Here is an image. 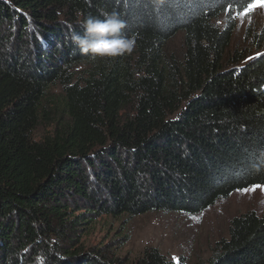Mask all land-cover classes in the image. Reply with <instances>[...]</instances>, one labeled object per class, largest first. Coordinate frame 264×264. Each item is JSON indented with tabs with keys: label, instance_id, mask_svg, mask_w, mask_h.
I'll use <instances>...</instances> for the list:
<instances>
[{
	"label": "trees",
	"instance_id": "16d2710c",
	"mask_svg": "<svg viewBox=\"0 0 264 264\" xmlns=\"http://www.w3.org/2000/svg\"><path fill=\"white\" fill-rule=\"evenodd\" d=\"M252 3L0 0V264H129L85 250L97 219L194 217L264 188V51L225 60ZM101 12L126 22L130 53L74 47ZM136 264L174 263L153 248ZM208 264H264V214L235 217Z\"/></svg>",
	"mask_w": 264,
	"mask_h": 264
},
{
	"label": "rangeland",
	"instance_id": "374dc122",
	"mask_svg": "<svg viewBox=\"0 0 264 264\" xmlns=\"http://www.w3.org/2000/svg\"><path fill=\"white\" fill-rule=\"evenodd\" d=\"M245 13L236 19V30L226 53L227 63H232L238 54L243 65L264 51V39L259 48L253 40L255 34L264 35V7ZM166 52L183 55V33L169 42ZM44 132L40 129L38 135ZM248 212L264 214L263 187L236 192L194 217L161 213L121 219L101 217L85 233L82 244L85 250L104 249L129 264H136L153 248L174 264H208L219 241L228 237L232 220Z\"/></svg>",
	"mask_w": 264,
	"mask_h": 264
},
{
	"label": "clouds",
	"instance_id": "9594fccd",
	"mask_svg": "<svg viewBox=\"0 0 264 264\" xmlns=\"http://www.w3.org/2000/svg\"><path fill=\"white\" fill-rule=\"evenodd\" d=\"M83 34H73L72 44L91 60L115 58L130 53L135 40L124 34L126 22L117 12H101L88 16L81 25Z\"/></svg>",
	"mask_w": 264,
	"mask_h": 264
},
{
	"label": "snow or ice",
	"instance_id": "6c2138e0",
	"mask_svg": "<svg viewBox=\"0 0 264 264\" xmlns=\"http://www.w3.org/2000/svg\"><path fill=\"white\" fill-rule=\"evenodd\" d=\"M257 7H264V0H254V3L248 6V10L251 11ZM248 13L246 12L245 15ZM254 187H259V186H254Z\"/></svg>",
	"mask_w": 264,
	"mask_h": 264
}]
</instances>
